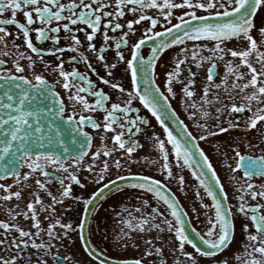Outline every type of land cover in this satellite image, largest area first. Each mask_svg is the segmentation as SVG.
Returning a JSON list of instances; mask_svg holds the SVG:
<instances>
[{
    "label": "snow or ice",
    "instance_id": "obj_1",
    "mask_svg": "<svg viewBox=\"0 0 264 264\" xmlns=\"http://www.w3.org/2000/svg\"><path fill=\"white\" fill-rule=\"evenodd\" d=\"M146 9L157 10L156 16L145 14ZM177 9L183 11L174 17L173 10ZM197 10H203L205 14L198 15ZM6 12L10 14V18H0V42H6V38L10 35L6 26L14 25L17 29L15 37L19 38L22 33L26 48L34 53L36 58L34 59L32 55L24 56L21 53L20 58L27 60L26 67L14 59L12 68L3 67L5 61L0 60V161H7L0 163V178H3L4 175L12 176L16 183H19L20 179L27 180L30 172H25L21 176L19 171L21 167L26 166L31 172L38 171L41 176L56 179L62 186V191L59 193L61 198L71 195L70 187L64 186V178L59 175L61 172L67 174L66 178L69 182H75L81 188L84 187L77 175L70 169H75L76 172L80 170V163L87 154L85 150L91 145L92 138L84 130L85 125L89 124L92 128H100L101 125L92 120L91 117L84 115L79 117L75 113L64 115V103L59 93L54 90L55 85L50 84L44 75L35 71L34 67L37 62L44 63L42 58L45 54L53 55L59 63L54 66L45 65V70L52 67V70L57 72L58 77L62 80L61 86L65 90L72 88L75 93L69 99L79 101L84 110L96 111L99 108L105 113L103 128L105 131L112 130L115 132L111 139L120 150L126 153L127 163H136L131 157L139 145L133 137L141 132V125L149 124L147 119L139 115V109L133 106V101L139 100L140 104L161 124L163 132L167 136L165 141L157 134H152L154 146L163 156L164 163L161 171L165 174V178L168 179L173 176L168 163L169 153L165 150L166 143L171 145V152L174 154L178 167L192 168L193 165L196 167V170L192 171V175L198 181L199 186L203 188L204 194L210 197L212 201L211 205L204 204L203 200L200 199V192L195 193L197 200H200L201 208H209L213 213L207 217L203 233L193 228L191 229L192 235L189 234L184 219L187 213L183 211L174 198L161 190L160 180L147 175L130 174L136 183H130L127 187L140 190L141 193H151L157 204L162 203L167 212L166 215L165 211H161L159 207H152L151 213L142 214L139 218L132 217V213L128 212V217L136 221L135 226H138L140 231L156 229L161 233L165 230L170 234L174 233L172 239L177 247L173 251H178L191 261V264H199V258H208L209 264H228L227 260L219 257L223 256L235 243L236 220L243 216L247 220V222H241L242 234H246L244 255L248 258L244 260L243 264H264V204H250L245 198L247 195L252 201H255L257 197L264 200V183L259 185L257 191L254 190L255 184L249 182L254 177L264 179V155L259 157L242 155L238 147L233 148L237 159L232 172L241 170L243 176L247 178L244 181L246 186H242L243 190L237 189L241 194L236 196L239 203L233 211L227 206L229 198L217 177V173L196 141H204L208 137L215 136L217 133H225L231 128L239 127V125L229 121L227 127L219 126L220 119L217 117L216 124L213 125L216 131H213L207 123L209 113L202 111L205 122L203 124L197 123L196 126L203 131V134L193 136L192 132L187 130L184 122L176 116V113L169 111L171 106L167 103L168 97L165 96L164 92H161L155 82V68L160 53L174 45H185L186 41H213L215 44L212 48H209L206 43H193L190 50L186 45L179 49L180 57L175 61L174 71L165 73L167 92L174 94L171 84L181 82L179 77L182 64L191 60L197 67H200L202 62L207 61L210 64L206 76L209 84L205 85L204 96L201 99L204 104H211L212 100L207 99L211 88L219 90L222 85H226V79L223 78L219 84L212 83L215 75L214 70L217 67L216 58L223 59V55L220 54L227 53L232 58L239 60L238 64H233L232 60H229L225 66L226 77H232L231 90L239 89L245 95L241 98L242 102L239 105L231 103L226 111L231 113L247 111L250 113L244 120L245 129H257L258 122L264 124V51L261 50V47H264V41L258 47L257 40L251 35L257 27L255 18L260 12H264V0H179V2H174V0H67L66 3L61 2V0H0V17H3ZM18 12L23 14L26 23L18 22L16 19ZM126 12L131 13L134 19L127 20V31H123L125 25L117 21L124 17ZM156 17H162L164 23L168 25L163 27L162 31L155 30L160 23ZM173 18L176 19V23H172ZM213 18L214 22H210L213 21ZM62 21L63 23H61ZM142 21H147L148 26L144 29L141 37L130 45V58L126 59L121 50L122 45H128L129 33L134 34L135 32L133 25H138ZM36 23L39 24L38 27L34 29L30 27ZM77 25L84 27H75ZM101 25L103 26L104 43L97 50L93 40L97 32L101 30ZM89 29L90 31H88ZM109 29L113 33L122 30L114 45L109 44L112 39L108 35ZM61 30L64 32L63 38L70 43L65 47H55L61 39ZM33 31L35 41L50 40L54 46L46 50L34 46L33 40L30 38V32ZM81 31L84 32L87 50L95 54V60L102 65L108 76L112 75L111 70L115 69L117 63L120 62L126 65V70L130 73L131 90H127L117 83H112L103 76L99 77L103 84L110 85L120 97H123L118 102L111 103L110 107L105 104L110 98L103 90H93L95 85L87 74L79 72L75 67L71 71L63 69L64 61L60 59V56L65 51H71L78 53V56L69 57V62L75 63L79 58L84 62L87 69L96 74V69L89 62V57L80 51L81 40L77 33ZM259 35L264 37V20H262V26L259 27ZM232 38L243 39L246 42L244 50L222 47V42L225 39ZM145 42H150V54L147 57L141 54ZM113 46L116 49L114 53L115 62H108L104 53L107 48ZM15 47L19 49L20 46L15 45ZM204 50L210 52L211 55L204 56ZM241 65L246 67L247 73L240 71ZM26 68L32 71L31 77L24 74ZM188 75L192 77L195 74L189 69ZM57 82L59 83L60 80ZM193 83L194 80L189 78L183 84L182 92L188 99L193 96V92L189 88ZM231 90L224 87L225 92ZM80 92L95 97L94 103L90 104L84 96L79 95ZM213 99H217V97L213 96ZM188 107L196 108V105L189 104ZM216 111L219 113L221 109L217 108ZM130 113H136V115L131 116ZM195 116L196 112L189 113V119ZM166 117L178 125V135H174L166 126ZM113 125H116L119 131H116ZM259 139L261 143H264V132H261ZM247 146L251 148L255 145L249 144ZM70 151L76 153L74 158L67 157L66 154ZM112 151H115V148ZM91 155L93 163L84 166L89 173L95 172V160L100 152L98 150ZM109 155V150L103 152L104 157H109ZM65 158L70 160L67 165L64 163ZM114 165L119 169L123 166V161L116 159ZM48 166H52V172L46 170ZM108 170L109 164L105 160L100 171L95 173L98 177L97 184L105 181V174ZM124 179L125 177L122 176L116 177V180L123 181ZM178 179L183 185L184 178L181 176ZM36 184L40 188L45 187V184L39 179L36 180ZM110 185L116 191L121 189V185H117L112 179L103 183L102 189L108 190ZM10 187L11 185L7 186V188ZM0 188L7 191L4 185H0ZM98 191L101 189L92 192L91 196L83 200L85 212L90 210V205L95 204L93 197H97ZM19 195L18 191L11 193V196L18 197ZM8 198V196L3 197L5 200ZM75 199L79 201L81 197ZM53 201L57 202L56 197H53ZM36 202L39 203V197L36 198ZM141 203L142 207L149 206L148 200H143ZM27 208L31 210L33 204L29 202ZM135 211L139 213L141 209L137 208ZM192 211L196 212V209L193 208ZM32 218L35 220V214ZM122 222L127 224L129 228L134 226L129 220ZM85 223L86 221H82L73 228L71 224H61L59 219L55 221V224L64 230V236H67L69 231H77L78 229L79 238L86 255L95 260L98 258L95 250L88 247L87 239L83 235ZM250 225L254 231L249 230ZM33 227L37 229L35 236H40L38 222L33 224ZM0 229H3L5 233L4 239H0V246L8 254L7 258L0 255V264H21V261L26 259L22 253L24 249L29 247V244L34 249L50 251L51 240L53 238L60 239L53 230V224H49L47 229L49 241L42 240L40 243H37L33 238L32 232L25 231L16 224L0 221ZM12 230L18 232L19 239L12 237L9 243L7 234ZM127 235L128 233L121 229V235L118 236V239L122 240ZM147 243L151 245L152 241L149 240ZM185 245H190L197 255L187 252ZM155 253L157 256H161L162 249L156 247ZM149 255H151L150 252H145V256ZM64 260L65 264H68V257H65ZM39 264H45V262L40 261ZM99 264H105V261L101 259ZM117 264H142V261L139 259L119 260ZM160 264H165V261L161 260Z\"/></svg>",
    "mask_w": 264,
    "mask_h": 264
},
{
    "label": "flooded vegetation",
    "instance_id": "obj_2",
    "mask_svg": "<svg viewBox=\"0 0 264 264\" xmlns=\"http://www.w3.org/2000/svg\"><path fill=\"white\" fill-rule=\"evenodd\" d=\"M61 2L66 3L67 0H61ZM174 2H179V0H174ZM182 11L183 10L180 9L173 10L174 17L180 15ZM156 12L157 10L154 9L145 10V14L147 15L156 16ZM197 14L203 15L205 13L203 10H197ZM0 18H10V14L6 12L4 16ZM156 18L160 20V23L155 28L156 31H162L163 27L168 26L164 23L162 17ZM16 19L18 22L26 23V20L21 12L17 13ZM129 19H134V16L131 13L126 12L125 16L119 18L117 21L122 25H125L123 31H127L126 23ZM262 20H264V12H260L255 18L257 27L251 33L253 38L257 40L258 47H260L261 42L264 41V37L259 35V27L262 26ZM176 22V19L173 18L172 23ZM61 23H63V21ZM38 26L39 24L36 23L30 27L34 29ZM147 26V21H142L138 25H133L135 29L134 34L129 33L128 45H122L121 48L126 59L130 58V45L141 37V34ZM6 27H8L10 35L6 38V42H0V60L5 61L3 67L12 68V61L14 59L26 67L27 60L21 59L20 54L23 53L24 56L32 55L34 59L36 58L35 54L31 53V51L26 48V45L23 42L22 33L19 38L15 37L17 29L14 25ZM75 27L82 28L84 26L77 25ZM88 31H90V29ZM121 31L122 30H117L113 33L111 29H109L108 35L112 37L109 44H115L116 39H118L121 35ZM102 32L103 26L101 25V30L97 32L93 40L97 50H99L100 46L104 43ZM77 35L81 40L80 51L89 57V62H91L93 67L96 69V74L92 73L90 69H87L84 62L79 58L75 63L69 62V57L78 56V53L71 51H65L60 56V59L64 61L63 69L65 71H71V69L75 67L79 72L87 74L95 85V89L93 90H103L110 98L105 102L106 106L110 107L111 103L118 102L120 99H123V97H120L118 93L110 87V85L103 84L99 77L103 76L105 79H109L110 82L117 83L121 87L131 90L130 73L127 72L126 65L123 62H120L117 63V67L115 69L111 70L112 75L108 76L102 65L95 60V54L87 50V42L85 40L84 32H78ZM60 36L61 39L59 44L55 45V47H65L68 43H70V41H66L63 38V30H61ZM30 38L33 40L34 46L36 47L46 50L47 48L54 46L50 40L41 42L35 41L34 31L30 32ZM193 43H206L209 48L214 47L215 44L213 41H186L185 45L190 50ZM149 44L150 42H145L143 48L141 49V54L145 57L150 54ZM15 45H19V49H17ZM185 45H174L159 54L155 68L156 86H158L161 92H164L165 96L168 97L167 103L171 106L169 110L176 113V116L184 122L187 130L192 132L193 136L203 134V131L196 126L197 123L203 124L205 122L202 111L209 113L207 123L213 131H216V128L213 127V125L216 124L217 117L220 119L219 126L227 127L229 121L233 124L239 125V127L231 128L225 133H217L215 136L208 137L204 141H196L205 155L209 158V162L212 164L221 185L224 187L228 195L229 199L227 206L232 208L234 211L235 207L239 203L236 200V196L241 194L237 191V189H241V191L243 190L242 186H246L244 185V181L247 178L243 176V172L241 170H237L235 173L232 172V168L235 167L237 159L233 148L238 147L242 155L257 157L264 155V143H261L259 139L261 132H264V124H260L258 122L257 129H245L244 120L250 115V113L247 111L244 113H231L226 111V109L230 107L231 103L239 105L242 102L241 98L245 95V93H241L239 89L231 90L232 77H226L225 66L229 60H232L233 64H238L239 60L238 58H232L230 54L227 53L220 54L223 55V59H219L218 57L216 58L217 67L214 70L215 75L212 83L219 84L223 78L226 79V85H222L219 90L211 88L207 97V99L212 100L211 104H204L201 99L204 96L203 89L205 85L209 84L206 76L207 68L210 64L207 61L202 62L200 67H197L195 63L191 62V60L182 64L181 74L179 77L181 82H173L171 87L174 94H169L165 87V73L174 71L175 61L180 57L179 49L181 47H185ZM222 47L225 49L244 50L246 42L243 39L238 38L225 39L222 42ZM115 50L114 46L107 48V51L104 53L106 61L115 62ZM261 50L264 51V47H261ZM203 55L209 56L211 53L204 50ZM42 59L44 63L37 62L34 66L35 71L44 75L50 84L55 85L54 90L59 93L60 98L64 103V115L67 116L75 113L77 117L80 115L91 117V119L100 124L101 127L92 128L89 124L85 125L84 130L87 131L92 138L91 145L89 149L86 150L87 154L80 163V170L76 172L75 169H70L77 175L84 187L81 188L75 182H69L66 178V173L61 172L59 174L62 178H64V186L70 187V196L61 198L59 193L62 191V186L56 179L41 176L38 171L31 172V170H29L26 166L21 167L19 171L21 176H23V173L25 172H30L27 180L20 179L19 183H16L14 182V178L12 176L0 179V185H4L6 188L11 185L10 188H7V191H5L4 188H0V221L9 224H16L19 228L32 232L34 234L33 238L37 243H40L42 240L45 242L49 241V237L47 235L49 224L54 225L53 230L60 237L59 240L55 238L51 240L50 251L37 250L32 248L29 244V247L24 249L22 253V256L26 259L22 260L21 264H39L40 261L45 262V264H65V257H68V264H99L101 257L116 261L139 259L142 261V264H151L148 261V256H145V248L149 246L147 241H152V239H148L146 237L152 236L159 237L161 241H157L160 242L161 246L158 247L162 250H166L165 259H163L165 264H191V261L181 255L178 251H173V249L177 247L176 243L172 239V237H174V233L170 234L167 230L161 233L156 229H152L151 231L147 229L145 231H140L138 226H135L136 221L128 217L127 213L131 212L132 217L139 218L142 214L151 213L152 207H159L160 210L165 211L167 215L165 206L162 203L157 204V201L153 199V195L151 193H141L140 190L127 187L130 183H136V181H126L117 184L121 185L120 191L110 188L102 193V195L99 194L97 197H93L95 204L90 205V210L87 212L84 210L83 200L91 196L92 192L97 191V189H101L103 183H106L109 179L114 180L117 176L130 174L147 175L161 181V190L164 191L166 195L174 198L183 211L187 213L186 218L188 219L191 228L203 233L205 230V224L207 223V217L211 216L213 213L209 208H201L200 200H197L195 193L197 191L200 192V199L203 200L204 204L211 205L212 201L210 197L204 194L203 188L199 186L198 181L192 175V171L196 170L195 165H193L192 168L178 167L174 154L171 152V145L166 143L165 150L169 153L168 163L173 176L168 179L165 178V174L161 171L164 163L163 156L159 152L158 148L154 146L152 134H157L165 141L167 140V136L164 134L161 124L156 121V119L150 112H148L147 109L143 107L142 104H140L139 100L133 101V106L139 109V115L147 119L149 124L141 125V132L137 133L133 137L139 145L131 157V159L136 161V163H127L126 153H124L123 150H120L118 145H116L111 139L115 132L112 130L105 131L103 128V124L105 123L103 116L105 113L99 108L96 111L84 110L79 101L69 99L70 96L75 95L73 89L69 88L68 90H65L61 86L62 80L58 77L57 72L52 70V67H48L47 70H45V65L54 66L59 63V61L55 56L48 54H45ZM189 69H191V72L195 74L194 76L189 77ZM240 71L247 73V69L243 65L240 66ZM24 74L31 77L32 71L27 70L26 68ZM189 78L194 80V83L189 86L190 90L193 92L191 99L186 98L182 92L183 84L186 83ZM58 80H60L59 83L57 82ZM224 87H227L231 91L225 92ZM79 95L84 96L90 104L94 103L96 99L85 92H80ZM213 96H216L217 99H213ZM229 96H231V99H229ZM189 104H195L196 108L188 107ZM217 108L221 109L219 113L216 111ZM190 112H196V116L192 119H189ZM130 115L135 116L136 113H130ZM165 120L166 126L169 130L172 131L174 135H178L177 131L179 128L177 127L176 131L174 129L176 126H174V123L171 122V119L166 117ZM113 127L116 128V125H113ZM116 131H119V129L116 128ZM125 139H127V137H125ZM249 144L255 146L249 148L247 146ZM113 148H115V151H112ZM98 150L100 155L97 156L95 160V172L89 173L84 166L93 163V157L91 154L93 152H97ZM105 150L110 151L109 157L103 156V152ZM75 155L68 157L74 158ZM116 159H121L123 161V166L119 169L114 165V161ZM105 160H107L108 164H111V168L105 174V181L97 184L96 181L98 177L95 173L100 171V168ZM149 161H152V163H149ZM64 163L67 165L70 163V160L65 158ZM46 170L52 172L53 168L52 166H48ZM181 176L184 178L183 185L180 184L178 179V177ZM37 179L41 180V182L45 184L44 188H40L39 185L36 184ZM249 182L254 183L256 186L254 190L258 191L259 185L264 183V179L254 177L253 180ZM17 191L20 193L18 197L11 196V193ZM49 193H51V195H49ZM5 196H8L9 198L7 200L3 199ZM37 197H39V203L36 202ZM53 197H56L57 202L53 201ZM76 197H81V199L77 201L75 199ZM245 198L250 204H264V200H261L259 197H257L255 201H252L247 195H245ZM143 200L149 201L148 207H142L141 202ZM29 202L33 204V208L31 210L27 208ZM137 208H140L141 212H136L135 209ZM193 208L196 209V212L192 211ZM25 214L27 215L25 216ZM33 214H35V220L32 218ZM57 219L60 220L61 224H71L73 228H75L76 225L80 224L82 221H86L84 224L83 235L87 239L88 247L95 250L98 258L93 260L86 255L84 247L82 246V241L79 238L78 229L77 231H69L68 235L64 236V230L61 229L59 225L55 224ZM123 220H129L130 223L134 224V226L129 228L127 224L122 222ZM37 222L41 233L38 237L35 236L37 229L33 227V224ZM241 222H247V220L243 216L237 218L235 243L230 246L229 250H227L223 256L219 257L220 259L227 260L228 264H243L244 260L248 259L244 255L246 234H242ZM121 229H124V231L128 233V235L122 240L118 239V236L121 235ZM249 230L254 231V229L251 228V225ZM7 235L9 243L11 242L12 237L19 239V234L15 230H12ZM4 237V230L0 229V239H4ZM129 238H133V246L125 249L123 244ZM185 250L197 255L190 245H185ZM138 251H141V255L137 253ZM0 255H4L6 258L8 255L2 246H0ZM168 256L176 258V260H168ZM160 261H158V264H160ZM199 264H209L208 258H199Z\"/></svg>",
    "mask_w": 264,
    "mask_h": 264
},
{
    "label": "rangeland",
    "instance_id": "obj_3",
    "mask_svg": "<svg viewBox=\"0 0 264 264\" xmlns=\"http://www.w3.org/2000/svg\"><path fill=\"white\" fill-rule=\"evenodd\" d=\"M111 166V164L109 163V170H110V167ZM108 170V171H109ZM109 177V176H108ZM146 238H148V239H152V244L151 245H149L148 243V247L147 248H145V251L146 252H150L151 253V255H149L148 256V261L151 263V264H158V261H160V260H163V259H165V256H166V254H165V249H163L162 250V255L161 256H157L156 255V253H155V248L156 247H158V246H161L160 245V242H158V241H161L160 240V238L159 239H157V237L156 236H152V237H146ZM137 239V238H136ZM132 240H133V238H129L123 245L125 246V249L127 248H131L133 245V242H132ZM158 240V241H157ZM155 241H157V242H155ZM136 242V241H135ZM137 242H139V241H137ZM147 250H149V251H147ZM142 251V250H141ZM141 251L139 252H137L139 255H141ZM169 257V256H168ZM168 260H176V258H173V257H169L168 258Z\"/></svg>",
    "mask_w": 264,
    "mask_h": 264
},
{
    "label": "water",
    "instance_id": "obj_4",
    "mask_svg": "<svg viewBox=\"0 0 264 264\" xmlns=\"http://www.w3.org/2000/svg\"><path fill=\"white\" fill-rule=\"evenodd\" d=\"M210 22H214V20L213 21H210ZM170 111V110H169ZM171 112V111H170ZM171 122H173L172 120H171ZM174 126H176V127H174V129L177 131V127H178V125L177 124H175L174 123ZM179 128V127H178ZM179 133V130L177 131V134ZM66 139H69V137H66ZM87 149H89V147H87L86 148V150ZM85 150V151H86ZM76 153L74 152V151H70L68 154H66L67 155V157L68 156H72V155H75ZM197 159H199V157H197ZM7 161H0V163H6ZM6 177H8V175H4L3 176V178H0V179H4V178H6ZM122 177H125V179L123 180V181H120V180H116V179H114V181H115V183L116 184H120V183H123V182H126V181H135L134 179H132L131 178V175H127V176H122ZM110 188H112V186L110 185L109 186V189ZM106 190H103L102 188H101V191H98L97 192V195H99V194H101V193H104ZM95 198V197H94ZM184 219H185V226H186V230L189 232V234L190 235H192V233H191V226H190V224H189V222H188V219L186 218V216L184 217ZM100 259H103L104 261H105V263L106 264H117V261L116 260H113V259H108V258H100Z\"/></svg>",
    "mask_w": 264,
    "mask_h": 264
}]
</instances>
